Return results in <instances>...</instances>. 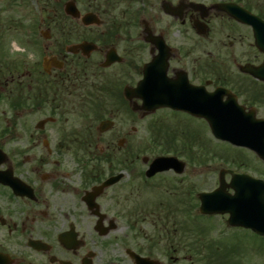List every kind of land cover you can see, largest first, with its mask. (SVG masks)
Masks as SVG:
<instances>
[{"label": "flooded vegetation", "instance_id": "obj_1", "mask_svg": "<svg viewBox=\"0 0 264 264\" xmlns=\"http://www.w3.org/2000/svg\"><path fill=\"white\" fill-rule=\"evenodd\" d=\"M22 1L8 0L0 7L1 27L21 26ZM163 1L173 11L164 14V29L147 21L146 33L137 36L124 33L135 18H99L100 25L83 26L64 17L53 25L66 32H54L52 39L48 35L39 63L23 67L24 59L10 63L0 57V93L7 110L0 125V264H184L185 228L179 216L183 179L172 170L151 178L138 176L135 128L130 125L138 115L147 119L161 110L184 112L157 109L140 117L143 112L135 108L140 101L133 90L147 64L153 86H159L165 74L208 92L240 86L239 93H249L243 90L245 82L221 84L215 55L208 52L210 60L202 63L201 41L218 33L217 19L247 28V37L250 33L252 38V32L193 0H160L159 8ZM178 5L183 7L180 12ZM257 6L264 19V0H257ZM73 21L81 34L68 32ZM171 23L182 31L173 33V42L167 33ZM196 27L207 35L200 36ZM233 39L228 41L231 49L238 42ZM161 40L169 47L167 60L159 57L165 51ZM82 42L96 49L67 52L70 45ZM234 54L229 60L237 74L238 64L256 65L264 58L259 51ZM55 60L61 63L58 68ZM220 70L232 74L228 66ZM237 99L246 109L258 104ZM121 123L129 127L120 138ZM120 173L124 176L111 180ZM154 189L161 193H151ZM165 192L171 203L154 199ZM216 244L196 242L194 264H231L229 258L216 260Z\"/></svg>", "mask_w": 264, "mask_h": 264}, {"label": "rangeland", "instance_id": "obj_2", "mask_svg": "<svg viewBox=\"0 0 264 264\" xmlns=\"http://www.w3.org/2000/svg\"><path fill=\"white\" fill-rule=\"evenodd\" d=\"M8 0H0V7L5 5ZM67 0H23L20 9L21 26H17L15 30H6L1 39L2 48L7 54L14 59H24L23 67L35 65L39 63L45 52L46 39L42 35L50 36L52 39L54 34L53 24L58 19H64L63 4ZM78 9L81 13L94 11L96 7L99 18L105 19H122L127 20L130 10L137 9L142 12V15L131 25L124 33L140 35L142 25L140 21L145 19L149 23L156 25L157 29H164L168 18L162 13L159 8L160 0H138L137 2L128 3L127 0H75ZM172 1V0H171ZM209 4L220 0H193ZM259 2L263 0H258ZM56 3H60L57 5ZM256 7L257 0H253ZM152 4V5H151ZM257 10H254L256 12ZM63 21V20H62ZM75 22V21H74ZM67 24L70 21L66 20ZM238 25V24H237ZM214 27L218 33L211 34L208 38L201 41V60L208 62L210 58L208 52L215 55V63L217 67H230L231 75L218 70L219 78L230 80L228 83H243L248 86L243 89H250L251 92L260 94V102L257 104V116L264 117V84L257 83L251 77L244 74H237L235 65L229 60L230 53H235L233 57H237L240 52H247L250 55L257 53L251 40L250 33L247 37V28L237 26L225 19H217L214 21ZM220 27L226 30L222 31ZM184 27L183 30H185ZM182 32L175 26L170 24L167 28V33L171 42L176 40L175 35ZM175 33V35L173 34ZM189 35L192 31L188 30ZM238 35H240L238 38ZM237 38L235 48L228 47V41ZM240 40V42H239ZM16 41L25 51H14L12 42ZM222 41V42H219ZM145 48H141L142 50ZM50 51V49L48 50ZM34 55L30 58L28 53ZM240 56V55H239ZM239 59V57L237 58ZM227 83V84H228ZM226 85V84H225ZM231 88H233L231 86ZM236 89L240 90V86ZM243 93L241 99H246L251 95ZM249 99V98H248ZM247 103V102H246ZM7 112L5 104V96L0 99V125L2 124L1 115ZM184 115H175L171 111L161 110L152 118L139 119L136 118L134 123L135 128V145L137 149V171L145 169L146 165L141 163V157L147 156L152 159L160 155H174L186 163L185 170L182 175L183 182L181 186L180 201L181 205L180 219L184 221V228H200L204 231L205 242L215 241L216 243L227 244L233 246L235 251H232V257L238 264H264V239L247 230L230 229L226 224V217L213 216L210 218L199 217L197 193L203 191H211L218 184V172L220 169H231L238 172L247 173L253 177H264V164L250 151L240 148H235L229 144L216 140L210 133L204 121ZM34 119V118H32ZM36 119V118H35ZM194 119V118H193ZM154 121V122H153ZM164 122V124H162ZM157 124V126L155 125ZM156 127L151 129L150 127ZM120 138L125 135L129 124L120 125ZM160 127H163L160 129ZM173 130L171 137L166 135ZM166 140V142H165ZM184 140V148L183 147ZM168 145H163L167 144ZM182 149V150H181ZM176 153H175V152ZM171 177V175H165ZM174 176V175H173ZM176 177V176H174ZM228 176H226V181ZM164 192V189H162ZM155 189L151 191L154 193ZM155 193H161L156 191ZM154 199H162L171 203L172 197L166 192L163 197H154ZM191 242H194V236ZM190 241L186 240L185 235V261L184 264H194L192 255L187 251V245ZM226 246V245H225Z\"/></svg>", "mask_w": 264, "mask_h": 264}, {"label": "water", "instance_id": "obj_3", "mask_svg": "<svg viewBox=\"0 0 264 264\" xmlns=\"http://www.w3.org/2000/svg\"><path fill=\"white\" fill-rule=\"evenodd\" d=\"M216 7L236 20L251 25L255 44L264 52V22L235 4H219ZM163 8L168 9L165 5ZM64 12L74 19L80 18V12L74 0H69L64 4ZM81 22L84 25L98 24L97 17L91 13L83 15ZM77 49L92 50L94 46L82 43L69 47L68 51ZM54 65L58 63L54 62ZM240 71L264 82V62L259 66H241ZM146 79L142 80L143 86H140L139 91L136 92V96L143 101L140 108L151 111L158 107H171L204 118L217 139L247 147L264 161V119H256L252 110L245 113L243 108L237 105L235 97L228 91L218 89L210 96H206L202 89L189 87L186 83L181 85L180 79L171 80L166 77L163 80L164 84H170L173 87L153 86L149 88L148 84L144 86ZM142 90L143 92H140ZM224 94L227 96L226 101L222 100ZM1 155L3 154H0V163L2 162ZM170 168L181 173L184 163L174 157H157L152 161L146 175L151 176L155 172ZM224 172L222 170L219 173V187L215 191L199 194L201 202L199 212L204 214L228 213L229 225L249 228L258 235L264 236V182L230 171L232 179L226 185L223 181ZM226 186L233 188L235 193L233 195L225 193Z\"/></svg>", "mask_w": 264, "mask_h": 264}, {"label": "clouds", "instance_id": "obj_4", "mask_svg": "<svg viewBox=\"0 0 264 264\" xmlns=\"http://www.w3.org/2000/svg\"><path fill=\"white\" fill-rule=\"evenodd\" d=\"M12 47L14 51H25L16 41L12 42ZM28 55L31 58L34 54L29 52Z\"/></svg>", "mask_w": 264, "mask_h": 264}, {"label": "trees", "instance_id": "obj_5", "mask_svg": "<svg viewBox=\"0 0 264 264\" xmlns=\"http://www.w3.org/2000/svg\"><path fill=\"white\" fill-rule=\"evenodd\" d=\"M54 30L56 33H65V31L58 25L54 26ZM75 31V30H74Z\"/></svg>", "mask_w": 264, "mask_h": 264}]
</instances>
